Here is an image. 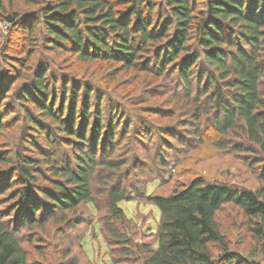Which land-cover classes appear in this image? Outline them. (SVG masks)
<instances>
[{
	"label": "trees",
	"instance_id": "obj_1",
	"mask_svg": "<svg viewBox=\"0 0 264 264\" xmlns=\"http://www.w3.org/2000/svg\"><path fill=\"white\" fill-rule=\"evenodd\" d=\"M33 1L38 8L23 21L16 11L2 15L26 45L39 27L47 52L150 77L144 99L166 96L174 106L149 110L145 100L114 92L120 101L105 110L100 87L68 78L56 96V79L41 63L0 105V143L15 104L26 124L0 151V264H35L25 242L51 225L56 241L68 243L58 264H81L71 255V230L81 224L102 237L111 264H264V0ZM8 66L0 71L6 99L21 78ZM147 111L175 121L160 128ZM202 143L233 151L262 187L195 176L170 195L147 193ZM123 200L157 207L155 229L136 226L119 206ZM228 205L247 219L259 260L229 249L217 222ZM45 237V246H35L44 260L54 244Z\"/></svg>",
	"mask_w": 264,
	"mask_h": 264
},
{
	"label": "rangeland",
	"instance_id": "obj_2",
	"mask_svg": "<svg viewBox=\"0 0 264 264\" xmlns=\"http://www.w3.org/2000/svg\"><path fill=\"white\" fill-rule=\"evenodd\" d=\"M37 8L38 5L34 3L33 0H0V71L3 69V65L8 62V73H16L21 76V78H17L13 82L10 97L8 99L5 98L6 93L2 94L0 98L1 106H7L9 104V99L10 102L13 100V92L18 91L20 86L29 82L34 76L35 70L42 65L41 63L43 62L50 66V77H55L56 79L57 85L54 86V88L52 87L56 96L60 95V80H62V78H68L79 82L82 81L83 83L89 82L96 88L100 87V91L106 94L103 104L105 110L110 100L113 103L120 101L117 100L118 94L114 97V92H120L121 94H125V97L129 98L136 97V99L140 101L145 100V93L148 91L151 81L150 77H144L143 75H139V73L128 70L118 71L115 70V68L111 69L106 63L102 62H81L69 55H57L55 52H47L43 40L39 35V27L35 32V39L32 40L33 44L28 46L26 45L25 35L20 32L18 27L8 30L6 23L3 22V14L16 11L21 15L20 18L23 21V16L26 15V18L31 16L29 14L33 13ZM28 47H30V49H28ZM10 80L11 78L8 79V83H10ZM49 83L48 81V85ZM7 95L8 94H6V96ZM165 99L166 96L161 98L152 97L150 100H145L144 103L149 105V110L157 107L171 108L174 106L173 102H169ZM151 113L152 112L147 111L146 114H144L148 115V119L154 120L153 124L160 128L175 121L168 120L167 118L157 120ZM8 115V128L1 140L0 151H6L7 143L13 144L17 142L19 133L26 125L21 121L22 111L19 110L16 104L15 110L11 111ZM42 123V125L45 126L49 125L48 122ZM131 123L133 125L136 122L131 120ZM121 131L118 130V132ZM133 131L134 128L130 127V133L127 135V139L133 136ZM154 131L156 132L157 129ZM159 133H162L161 135L165 137V132L160 130ZM36 134L37 131L33 132V135ZM121 135L122 134L119 135V133H117V139H120ZM154 137H157V140L159 139V136L154 135ZM133 139H129L128 141ZM40 142H43V140ZM151 148L152 154L156 153L157 145ZM130 152H132V150ZM138 153L135 155L137 156ZM171 172L172 173H170V176L166 177L165 181H156L149 185L147 193L160 196L170 195L174 190H178L189 184L195 176H203L209 180L224 181L234 186L252 190H258L262 187L257 173H255L251 167L247 166L242 158L235 156L233 151L218 149L209 143H202L197 148L189 151L184 156L183 161L176 165ZM119 206L124 210L127 216L136 220V226L141 225L144 230L155 229L158 219V209L151 203L147 201L139 202L138 200H123L119 202ZM94 218H97V214H95ZM217 222L221 233L228 243L229 249L236 252L238 251L245 257L247 256L255 260L260 259L262 255L254 251V247L256 246L255 238L249 231L248 221L240 210L231 205L225 206L218 212ZM53 226L54 225L47 226L43 233L40 230L36 231L35 234H33L34 240L29 241L31 244L30 246L27 241L25 242L26 248L29 249L28 253L31 263L58 264L57 259L62 255V246L68 243H64L62 238H58L56 241V234L58 232L55 233ZM87 227L86 224H81L79 229L76 228L71 230L72 239L74 238V240H72V246L70 245L71 255L78 256L81 259V264H111L102 237L99 234L92 237L88 231L85 233ZM27 235L28 238H31L30 232H28ZM46 235L47 239L51 237L54 244L53 246L46 247L45 253L48 254V259L44 260L36 252L35 246L39 244L45 246L46 242L44 240ZM81 235L84 236L80 240L81 245L79 246L77 238ZM37 236L43 237L44 242L40 241ZM214 250L218 251V248H214Z\"/></svg>",
	"mask_w": 264,
	"mask_h": 264
}]
</instances>
